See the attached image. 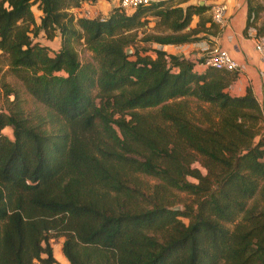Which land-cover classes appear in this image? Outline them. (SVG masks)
<instances>
[{
    "label": "trees",
    "instance_id": "16d2710c",
    "mask_svg": "<svg viewBox=\"0 0 264 264\" xmlns=\"http://www.w3.org/2000/svg\"><path fill=\"white\" fill-rule=\"evenodd\" d=\"M97 1L0 0V63L45 110H23L0 80V264H56L53 237L68 264H264L255 96L228 93L235 71H196L204 55L138 45L216 33L202 18L209 6L152 0L130 13L118 5L91 18L70 11ZM262 1L245 0V29L255 35L264 34ZM192 15L199 20L186 29ZM54 39L55 48L45 43ZM79 44L88 60H79ZM186 97L206 105L199 117ZM137 174L159 180L150 194ZM173 191L191 202L171 209Z\"/></svg>",
    "mask_w": 264,
    "mask_h": 264
},
{
    "label": "crops",
    "instance_id": "0c3cea01",
    "mask_svg": "<svg viewBox=\"0 0 264 264\" xmlns=\"http://www.w3.org/2000/svg\"><path fill=\"white\" fill-rule=\"evenodd\" d=\"M190 1L192 2V0ZM212 3H223L226 8L224 24L218 26L215 34L204 35L202 39L196 42L181 45L155 44V47L171 54H182L190 59L200 58L205 53L203 49L206 44L221 47L242 66L228 86L229 93L239 96L244 94L246 88H249L257 102L262 104V109L264 110V62L253 49L252 37L255 34L253 27L249 26L245 29L246 2L245 0L203 1V4L208 6ZM112 5H118V0H98L95 4L82 3V7L88 8L95 14H106ZM71 9V12L77 10L76 8ZM205 15H210L209 8L205 11ZM197 22L198 16L192 15L186 29L194 28ZM45 43L52 48L57 46L56 39ZM201 50L202 53L200 52ZM203 68L199 63L194 65L196 71H201Z\"/></svg>",
    "mask_w": 264,
    "mask_h": 264
},
{
    "label": "rangeland",
    "instance_id": "374dc122",
    "mask_svg": "<svg viewBox=\"0 0 264 264\" xmlns=\"http://www.w3.org/2000/svg\"><path fill=\"white\" fill-rule=\"evenodd\" d=\"M175 2L176 1L174 0L172 3H175ZM186 3H183L182 6L184 4H186ZM188 3H192V2L190 0H188ZM262 4L264 6V1H262ZM80 8H83L82 4H81ZM31 10L33 12L34 18L37 20L38 16H39V11L36 10L34 5L31 7ZM70 10H72V9H70ZM131 11H132V9H126L125 10V12H127V13H130ZM75 12H78V11L76 10ZM202 16H203L202 18H209L210 22H212L211 18H210V15L206 16L205 13H204V14H202ZM263 18H264V8L258 13V18L256 19V24L260 25V23L263 20ZM149 19H150V22L148 23L147 26L150 28L153 25V19L152 18H149ZM198 20H199V17H198ZM212 23L215 24L214 22H212ZM204 26L208 27L209 23H205ZM218 26H219L218 24H215V30L218 28ZM199 27H197V28H199ZM210 30L213 31L214 28H212V29L210 28ZM147 31L150 32L151 28L149 30H147ZM152 31L158 32L159 29L158 30L152 29ZM203 31H205V33ZM202 33H204L205 35H212V33H207L206 30H199L198 34H196V36H198V35L199 36H204V34H202ZM39 39H41V38H39ZM138 45L139 46H144L146 48L155 47L154 43H150V44L149 43H141V44L138 43ZM209 47H210V45L206 44L204 48H209ZM127 48H129L130 51L132 50L130 46L127 47ZM75 49H76L77 56H78L80 61L88 60L90 58V53L82 45H80V44L76 45ZM200 52L202 53V50ZM203 52H205V51H203ZM146 53L150 54V51H147ZM0 65H1L0 80L2 82L6 83L7 85H9L12 89H14L18 93L19 102H20V105H21L22 109L25 110V111H29V110L30 111H36V112L40 113L41 115H45V110L42 107V105L37 103V102H35L28 94L25 93L21 82L11 72H9L7 70V66L4 64V62H1ZM0 92H1V90H0ZM228 93H229V91H228ZM9 99H11V96L9 97ZM185 100L188 103V107H189L190 112L193 113L196 118L199 117L200 114H199L198 108L200 106H204L205 107L206 105L198 104V106H197L196 101L193 98H191V97H186ZM258 104L260 105V109H261V113H262L261 119L259 121V127L263 130L264 129V110L262 109V104L259 103V102H258ZM4 107H5L4 99L2 97H0V108H4ZM140 111L141 112H146V111H149V109H144V110H140ZM2 133L5 134L6 136H9L11 138V131H10L9 127L3 128L2 129ZM192 167H197L201 172L204 171L197 162H194L192 164ZM137 178H138L137 182L139 183V187L147 195L150 194V192L152 190V187L159 183V180H157L154 177L148 176V175L137 174ZM187 178L190 181H194V179L191 178V177H187ZM164 194L166 195V198H164V202H170V191H169V189ZM173 194H174V197H173V199H171L173 201L172 202V204H173L172 207L173 206H177L178 209H181L183 204L191 202L192 197L187 196L183 192L173 191ZM181 220L184 223H187V219L186 218H181ZM232 225H233V223H227L226 224V226L229 227V228H231ZM49 242H50V245H51V248H52V254H53V257H54V259L56 261V264H68V262L63 257V255L61 253V250H60L61 238L53 237V238H51L49 240Z\"/></svg>",
    "mask_w": 264,
    "mask_h": 264
},
{
    "label": "built area",
    "instance_id": "2783aa9c",
    "mask_svg": "<svg viewBox=\"0 0 264 264\" xmlns=\"http://www.w3.org/2000/svg\"><path fill=\"white\" fill-rule=\"evenodd\" d=\"M150 1L152 0H118V6L124 10L133 9L138 5L148 4ZM192 1L198 4L200 0ZM225 10L226 8L223 3L210 4L209 14L211 21L215 24H218L219 26L223 25L225 21ZM77 15L87 18L96 16L94 12L86 7L79 9ZM252 38L254 52L264 62V34H254ZM203 51H205L203 54V62L201 63L203 67H212L219 70L235 72L242 68V66L235 59H233L224 49L219 46H210L209 48H204Z\"/></svg>",
    "mask_w": 264,
    "mask_h": 264
},
{
    "label": "water",
    "instance_id": "95a60500",
    "mask_svg": "<svg viewBox=\"0 0 264 264\" xmlns=\"http://www.w3.org/2000/svg\"><path fill=\"white\" fill-rule=\"evenodd\" d=\"M198 4H200V5L203 4V1L200 0V1L198 2ZM129 51H130L129 48H126V49H125V53H129ZM171 209L176 210V209H178V207H177V206H173V207H171Z\"/></svg>",
    "mask_w": 264,
    "mask_h": 264
}]
</instances>
